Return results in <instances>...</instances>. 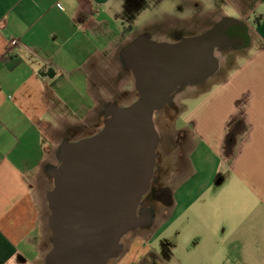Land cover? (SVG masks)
<instances>
[{
    "label": "crops",
    "instance_id": "0c3cea01",
    "mask_svg": "<svg viewBox=\"0 0 264 264\" xmlns=\"http://www.w3.org/2000/svg\"><path fill=\"white\" fill-rule=\"evenodd\" d=\"M255 3L264 0H174L152 19L150 0H0V264H44L33 179L63 141L101 124L108 102L134 101L136 53L126 46L142 36L175 43L225 17L248 26L249 45L228 48L242 61L212 81L217 52L212 86L184 97L198 99L177 108L192 131L189 170L170 189L165 217L130 234L110 264H264V16L250 21ZM200 19L209 26L199 30ZM11 38L19 42L9 53ZM237 114L248 130L223 163Z\"/></svg>",
    "mask_w": 264,
    "mask_h": 264
},
{
    "label": "water",
    "instance_id": "95a60500",
    "mask_svg": "<svg viewBox=\"0 0 264 264\" xmlns=\"http://www.w3.org/2000/svg\"><path fill=\"white\" fill-rule=\"evenodd\" d=\"M248 31L241 19L225 17L175 43L142 36L126 46V53H136L132 70L138 97L124 106L110 102L103 128L63 141L58 164L49 167L51 247L44 264H110L120 256L122 238L145 222L138 207L157 164L154 114L175 93L204 86L218 69L216 53L248 46Z\"/></svg>",
    "mask_w": 264,
    "mask_h": 264
},
{
    "label": "rangeland",
    "instance_id": "374dc122",
    "mask_svg": "<svg viewBox=\"0 0 264 264\" xmlns=\"http://www.w3.org/2000/svg\"><path fill=\"white\" fill-rule=\"evenodd\" d=\"M173 1L174 0H150L151 4L148 13L151 16V18L153 19L159 17L163 10L171 11L173 9ZM248 8L250 10L249 19L251 22H253L254 20L257 21V17L260 18V16H257L258 14H263L264 16V4L258 3L256 5L255 3L253 6H250ZM228 12L231 13L232 15L235 14L231 10H229ZM206 25L209 26L208 21L205 19H200L198 24L199 30L205 28ZM234 51L235 50L231 52L228 49L224 50V55L222 56L221 58L222 60L220 61L221 69L216 74V77H214L212 81H215L217 77L226 74L229 71L231 64L233 65L235 63H239L242 61V57H238L236 62V53H234ZM231 54H232V58L228 63L226 62V60L230 58L229 55ZM211 86H212L211 82L208 84L206 82V84H204V86L200 88H192V89L190 88L186 94H182V92L175 93L170 102V104L174 106L175 109L174 110L171 108L164 109L156 112L154 116L155 127L160 137L159 145L157 148V162L159 163L162 172H159L158 175L160 177V183L162 185H166L170 187V189H173L175 184L178 182V180H180L181 176L184 175L189 170V152L193 144L192 131L190 130L189 125H185L182 122L186 114V110L180 112L178 111L177 108L182 109L183 104L185 102L188 103L189 106L191 107L194 103L198 102V99H194L193 97L192 99H186L184 97H188L196 93L198 89L201 88L205 89L206 91V89H208ZM137 97L138 95L137 93H135L134 98L136 99ZM96 130L97 129H94L93 131L88 132L87 136H90L93 132H96ZM221 159L222 162L224 163L225 162L224 159L223 158ZM223 163H222V167H223ZM55 164H58L57 159L54 160L53 165ZM177 169H179V171L176 174L175 172ZM52 187H53V180L49 176V174L44 176L42 173H40L37 178L33 179V193L40 208V227L42 229L44 236L45 250H49V248L51 247L50 230L47 226L49 208L46 200V193ZM146 206L150 207L149 212L150 215H152V221L162 220L165 217V215L169 212V208L162 211L164 207L158 202H150V203L148 202ZM169 221H175V220L174 218H171ZM132 233L133 232L127 233V235L122 238L121 242L123 243L127 239V237Z\"/></svg>",
    "mask_w": 264,
    "mask_h": 264
},
{
    "label": "flooded vegetation",
    "instance_id": "af4514ba",
    "mask_svg": "<svg viewBox=\"0 0 264 264\" xmlns=\"http://www.w3.org/2000/svg\"><path fill=\"white\" fill-rule=\"evenodd\" d=\"M238 52H240V50L234 51V53H236V54ZM229 56H230V58L228 60H226V62H228V63L230 62V59L232 58V54L229 55ZM109 103L110 102H108V104ZM106 106L103 109V115H102L101 124L97 126L96 132H93L92 134L99 132L103 128V124H104L105 118H107V112H108V109L106 108ZM169 108H171L173 110L175 109L174 106H172L170 103H168V104L164 105L158 111H161V110H164V109H169ZM158 111H156V112H158ZM155 114H154V116H155ZM104 115H105V117H104ZM48 172H49V169L45 171V174L48 175ZM159 172H162V170H161V167H160L159 163L157 162V164H156V166L154 168V174H153V177H152V180H151V186L148 189V191L143 195V197L141 199V202H140V205L138 207V214L140 216H143V218H145V222L143 223V225L141 227H139L135 231L141 230L144 227H147L148 226L147 219H148V217L150 215V212H149L150 211V207H147L146 206L148 204V202L149 203L150 202H158V203H160L164 207V209H162V211H164L165 209H167L170 206L171 202H172L171 197H170V187H168L166 185H162L160 183V177L158 175ZM135 231H132V232H135Z\"/></svg>",
    "mask_w": 264,
    "mask_h": 264
},
{
    "label": "trees",
    "instance_id": "16d2710c",
    "mask_svg": "<svg viewBox=\"0 0 264 264\" xmlns=\"http://www.w3.org/2000/svg\"><path fill=\"white\" fill-rule=\"evenodd\" d=\"M225 136L222 144V158L230 162L235 154L236 148L248 130L245 118L241 114L233 115L226 123Z\"/></svg>",
    "mask_w": 264,
    "mask_h": 264
},
{
    "label": "built area",
    "instance_id": "2783aa9c",
    "mask_svg": "<svg viewBox=\"0 0 264 264\" xmlns=\"http://www.w3.org/2000/svg\"><path fill=\"white\" fill-rule=\"evenodd\" d=\"M18 39L17 38H11L7 41V44H6V51L7 52H12L14 51V48L18 45Z\"/></svg>",
    "mask_w": 264,
    "mask_h": 264
}]
</instances>
